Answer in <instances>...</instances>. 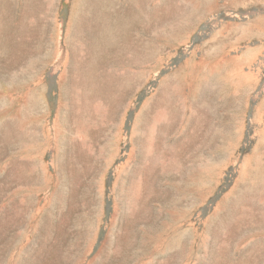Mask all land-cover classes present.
I'll list each match as a JSON object with an SVG mask.
<instances>
[{
    "label": "rangeland",
    "instance_id": "rangeland-1",
    "mask_svg": "<svg viewBox=\"0 0 264 264\" xmlns=\"http://www.w3.org/2000/svg\"><path fill=\"white\" fill-rule=\"evenodd\" d=\"M0 264H264V0H0Z\"/></svg>",
    "mask_w": 264,
    "mask_h": 264
}]
</instances>
